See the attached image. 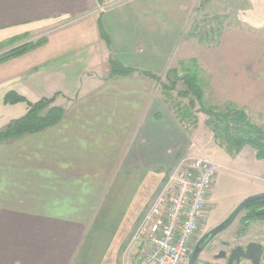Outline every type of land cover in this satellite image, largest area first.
<instances>
[{"label": "crops", "instance_id": "0c3cea01", "mask_svg": "<svg viewBox=\"0 0 264 264\" xmlns=\"http://www.w3.org/2000/svg\"><path fill=\"white\" fill-rule=\"evenodd\" d=\"M115 1L0 0V55L46 39L0 63V121L26 103H5L10 91L63 108L55 124L0 142V264H122L160 184L201 151L199 125L161 83L181 61L205 60L223 103L264 114V32L230 28L205 47L190 28L194 0ZM84 54L105 70L67 91L64 65ZM111 57L137 71L111 75Z\"/></svg>", "mask_w": 264, "mask_h": 264}, {"label": "rangeland", "instance_id": "374dc122", "mask_svg": "<svg viewBox=\"0 0 264 264\" xmlns=\"http://www.w3.org/2000/svg\"><path fill=\"white\" fill-rule=\"evenodd\" d=\"M118 1L121 0H116L115 2ZM194 14V17L191 19V21L194 19V24L191 23L192 25H190V28L192 27L197 37L204 38L201 42L205 47L219 45L218 43L222 39L221 33L230 28L249 29L254 32V34L259 35H262L264 32V0H194ZM257 30L260 31V33H256ZM205 58L207 59V57ZM97 59V66L92 65L93 58L89 54L88 56L84 54L79 59H72L69 65H64L62 73L66 77L67 91L72 92L81 88L79 82L80 77L81 75H85L86 71L90 70L92 66H96L95 70L98 72H103L105 70L104 62L101 61V56ZM207 64L205 60L202 62L199 61V67L205 79L206 105L221 106L224 109L226 103H223L222 100L219 99L218 94L211 89L212 84L210 80L212 71ZM167 82L169 83V80H167ZM178 84L175 92L170 91V101L178 112L183 113V111L185 112L187 109L191 111L190 120L186 122L188 124L187 127L196 128V123L199 125V128L197 127L198 131H195L197 133H194L192 140H195L194 143L198 142L201 149L199 153L191 150L188 152L187 150L180 158L182 159L188 155L192 156L194 154H199L207 156L218 164L222 163L223 165L218 172L215 185L208 198L209 201L206 214L210 216L206 225L210 226L216 222L218 223L220 219L229 215L243 200L254 195L252 194L253 192L263 188L264 159H258L257 150L249 144L238 153L228 150L227 143H225L224 139L221 140L218 138L219 135L217 133L215 134V132H221L220 127L209 124L210 117L200 110L199 103H196V106L192 110L190 109L189 103L191 97L185 98L178 95L179 90L185 89V84L183 82H178ZM62 96L63 94H61V97ZM26 107L27 105L25 103L21 106V110L15 109V111L10 112L8 116L9 122L12 116L20 117L24 115ZM251 116L253 123L258 126H264V114L251 113ZM6 126L5 118H2L0 121V130L4 129ZM214 128L216 129L215 131ZM192 143L193 142H191V144ZM195 147L196 146H193L192 150H195ZM165 181L166 179L160 184L158 191L155 193L148 206L161 191ZM244 213L245 211L243 210L239 214V217ZM239 217L237 221L235 220L236 222H234L233 227L237 225ZM89 219L88 225H91V221L94 218L91 217ZM131 240L132 237L128 241L127 251L122 255V264L128 260L131 261L133 259L132 254L137 252V245L129 248Z\"/></svg>", "mask_w": 264, "mask_h": 264}, {"label": "built area", "instance_id": "2783aa9c", "mask_svg": "<svg viewBox=\"0 0 264 264\" xmlns=\"http://www.w3.org/2000/svg\"><path fill=\"white\" fill-rule=\"evenodd\" d=\"M221 168L199 154L180 158L141 216L129 245L137 252L124 264H186Z\"/></svg>", "mask_w": 264, "mask_h": 264}, {"label": "trees", "instance_id": "16d2710c", "mask_svg": "<svg viewBox=\"0 0 264 264\" xmlns=\"http://www.w3.org/2000/svg\"><path fill=\"white\" fill-rule=\"evenodd\" d=\"M200 40L203 41L204 38L200 37ZM45 41L46 39L42 38L35 42H28L14 47L0 55V63L22 55ZM110 65L111 75H128L137 71L124 66L112 57L110 58ZM139 73L161 82V78L152 72L139 71ZM168 77L170 84L161 82L163 88L168 90V92L173 91L176 89L178 82H183L185 89L179 90L178 95L185 98L191 97L189 103L191 110L196 106V103L200 104V110L210 117L209 124L220 127L221 132L218 131L215 134L217 133L219 135L218 138L221 140L224 139L228 150L238 153L249 144L257 150V158L264 159V126H258L253 123L245 109L238 108L232 103L226 104L224 109L221 106H207L204 87L205 79L202 76V70L197 59L181 61L179 67L170 69ZM4 101L10 104L26 102L28 111L20 117L11 119L8 125L0 130V142L20 137L25 133L45 129L59 121L63 114V108L54 105L55 96L43 97L36 102H31L24 95L16 91H10L6 94ZM179 113L182 117H191L189 109ZM261 204L264 206V199L253 203L257 213V205ZM260 210L261 217L264 219V212H262L264 208Z\"/></svg>", "mask_w": 264, "mask_h": 264}, {"label": "flooded vegetation", "instance_id": "af4514ba", "mask_svg": "<svg viewBox=\"0 0 264 264\" xmlns=\"http://www.w3.org/2000/svg\"><path fill=\"white\" fill-rule=\"evenodd\" d=\"M258 202V201H256ZM254 203V202H253ZM249 204L245 213L229 226L218 229L232 211L217 223L207 226L209 216L205 214L191 244L189 260L186 264H264V206ZM236 208V207H235ZM264 212V211H262Z\"/></svg>", "mask_w": 264, "mask_h": 264}, {"label": "water", "instance_id": "95a60500", "mask_svg": "<svg viewBox=\"0 0 264 264\" xmlns=\"http://www.w3.org/2000/svg\"><path fill=\"white\" fill-rule=\"evenodd\" d=\"M264 199V192L259 193V194H255L252 196L247 197L245 200H243L232 212V214L229 216V218L219 226L218 229H223L227 226H229L231 223H233V221L235 220V218L237 217V215L244 210L249 204L256 202L258 200Z\"/></svg>", "mask_w": 264, "mask_h": 264}]
</instances>
